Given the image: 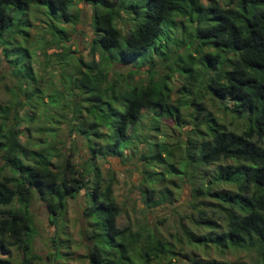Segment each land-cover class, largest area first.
<instances>
[{"label": "trees", "instance_id": "trees-1", "mask_svg": "<svg viewBox=\"0 0 264 264\" xmlns=\"http://www.w3.org/2000/svg\"><path fill=\"white\" fill-rule=\"evenodd\" d=\"M73 1L0 0V37L12 24L13 10L37 4L52 18L71 22L76 18L71 13ZM79 1L92 6L94 36L90 59L85 62L76 58L74 72L69 74V89L87 94L82 106L85 115H80V108L73 111L77 122L69 129L75 131L74 150L80 137L88 157L78 163L71 149L66 153L55 150L50 155V147L28 148V141L20 143L17 138L21 116L16 109L21 102L0 103V264H34L32 198L43 203L49 223L55 224L65 211L67 198L75 197L80 190L88 201L83 213L90 226L87 237L92 242L85 254L89 264H170L164 257L174 254L173 246L155 232H146L143 243L133 249L131 243L136 236L127 226L116 225L120 209L111 191L115 180L112 171L109 168L103 178L95 161L121 155L122 148L138 134L143 109L154 110V121L165 116L181 126L184 120L179 106L184 104L192 105V110L185 122L188 136L177 146L182 157L179 168L167 161L172 149L165 144L154 142V152L145 157L162 161L172 174L184 176L192 200L209 199L208 212L198 209L199 220H193L203 231L183 228L185 240L205 246L210 243L220 251H251L252 264H264V0ZM117 18L124 20L126 29L116 25ZM170 30L181 31L183 38L169 39ZM153 52L158 54L159 63L181 74L174 99L170 98V72L156 70ZM193 53L200 56L197 69L192 66ZM28 54L29 50L1 52L17 71L18 83L32 76L30 64L24 61ZM122 66L127 69L124 76L119 69ZM140 70L142 76L134 79ZM195 82L223 110L241 117L244 125L227 128L206 110L192 92ZM211 164L215 169L208 173L203 167ZM140 191L152 205L169 200L171 193L167 188L156 196L153 188ZM12 249L22 254L18 263L10 259ZM190 262L250 264L214 258H190Z\"/></svg>", "mask_w": 264, "mask_h": 264}, {"label": "rangeland", "instance_id": "rangeland-1", "mask_svg": "<svg viewBox=\"0 0 264 264\" xmlns=\"http://www.w3.org/2000/svg\"><path fill=\"white\" fill-rule=\"evenodd\" d=\"M126 1L128 3L133 0ZM92 10L89 3L74 0L71 13L76 18L71 22H65L61 17L52 18L42 6L31 3L26 8L24 6L11 12L12 24L0 37V103L5 105L14 101L21 102L20 107L16 109L21 116L17 137L19 142L28 141L27 147L30 149L50 147V155L55 150L66 153L71 149L72 158L78 163L88 157V154L85 147H82L83 141L80 137L76 138L77 148L74 150L72 143L75 131L69 128L77 122V117L74 118L76 115H72L73 111L80 108V115H85L82 106L85 105L83 99L87 94L77 88L69 89L68 81L69 74L73 73L76 67V58L79 57L85 62L90 59L91 38L94 36L90 23ZM115 23L122 29L127 28L122 18H117ZM169 36V39L178 40L184 35L179 30H170ZM161 42L165 43V40L161 39ZM168 44L172 48V44L169 42ZM182 48L178 47L177 50H183ZM6 49L30 51L24 59L30 64L32 75L30 78L18 83L17 71L1 55L2 50ZM157 55L156 52L152 53L156 63L155 68L162 74L170 72L168 82L172 88L170 98L174 99L176 97L174 87L180 83L181 74L171 72L168 67L159 63ZM193 55L192 66L197 69L201 63L200 56L195 53ZM97 57L95 53L93 58L96 60ZM175 61L177 62V59ZM119 69L124 76L126 67L122 66ZM142 73V70L138 71L134 79L140 78ZM198 86V82H195L192 92L198 95L197 99L203 103L206 110L221 119L227 128L238 129L244 125L241 117H235L234 112L229 109L223 110L209 93ZM191 110L192 105L179 106L180 117L184 122H181V126H177L171 118L170 120L165 116L154 121L157 119V115L151 119L154 110L143 109L138 122V134L130 145L122 148L121 155L98 158L95 161L103 178L109 174V168L115 178L111 191L120 209L116 217V225L120 228L127 226L133 236H136L131 243L133 249H137L143 243L146 232L157 233L164 241L171 244L168 246H173L174 254L164 257L165 260L169 258L170 264H191L190 258L244 260L252 264L254 255L251 251L238 248H226L220 251L210 243L205 246L186 242L182 233L183 228L196 233L203 231L201 228H196L194 221L199 220L198 209L203 208L208 212L209 208L206 204L209 199L198 197L192 200L190 186L184 176L180 178L172 174L165 169L162 161L147 160L145 157L154 152L152 146L154 142L165 144L164 147L168 150L172 149L167 161L171 162L174 168H179L182 157L181 147L177 146H180L188 136L189 125L185 122ZM180 137L182 140L178 143ZM159 152L164 158V151ZM214 165L203 168L208 173H212L215 169ZM0 166H2L1 158ZM198 170L201 173V169ZM206 180L207 178H204L203 182ZM144 187L153 188L155 196L159 190L169 189L171 192L169 200L157 205L150 204L140 191ZM219 187H228V185ZM86 203L88 201H84L83 190H80L75 197L67 198L64 213L57 218L55 224H50L43 203L38 198H32L30 210L33 214L35 234L32 238L31 251L36 256L33 260L34 264H89L85 254L92 242L87 237L90 226L83 213ZM215 214L218 215L217 212ZM54 250L58 252L56 256ZM21 256L22 254L15 249L10 251V259L14 263H18Z\"/></svg>", "mask_w": 264, "mask_h": 264}]
</instances>
